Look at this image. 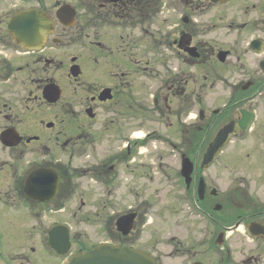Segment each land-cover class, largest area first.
Returning <instances> with one entry per match:
<instances>
[{"label": "flooded vegetation", "instance_id": "af4514ba", "mask_svg": "<svg viewBox=\"0 0 264 264\" xmlns=\"http://www.w3.org/2000/svg\"><path fill=\"white\" fill-rule=\"evenodd\" d=\"M261 2L264 12V0ZM192 3L197 6L202 2L192 0ZM62 4L69 3L54 6L53 0H0V168L14 170L13 193L23 201L27 215L37 220L49 207L52 212L65 211V201L70 195L82 196L78 200H83L86 194L82 190L88 183L93 186L95 205L99 207L96 199H100L103 206L110 207L113 202L105 200L115 197L119 179L128 180L129 163L135 161L133 150L155 131L147 130L142 137H133L141 120H145L150 126H160L163 134L167 133L161 144L174 152L178 163L172 173L175 174L173 182L177 183L174 188L180 196L176 202L183 208L177 213L188 212L186 216H192L193 221L170 235L161 248L154 243L151 249L144 250L153 254L157 264H264V37L258 34L252 38L260 40L255 77L246 83L240 79L229 81L226 78L229 65L223 63L232 51L211 44L210 39L199 38L195 17L181 18L184 30L178 28L169 37L161 34V40L152 38L155 34L151 36L154 48L147 54L158 55L154 64L159 69L150 71L153 63L149 59L141 68L159 79L149 75L143 78L147 95H143V102L139 103L133 99L129 85V63H139L129 57V0H74L73 5L70 4L75 10L73 23L65 25L54 20L52 32L44 34L39 47L27 36L21 39L18 35L15 39L7 30L8 21L15 15L35 10L53 17L51 10L55 13ZM262 21L264 16H258L253 23L259 25ZM210 22L212 27L216 25ZM255 28L256 32L264 34L260 28ZM76 40L80 42V52L67 57L65 50L73 47ZM188 48H195V56L189 54ZM165 51H173L178 58L169 59ZM220 52L227 53L223 62L218 59ZM210 58L222 65L206 71L205 63ZM240 59L237 55L236 60ZM89 64L91 77L84 73ZM73 66L79 71L76 78L69 75ZM198 66L203 72L199 77ZM223 67L228 68L223 70ZM59 70L63 71L74 93L85 94L79 104L82 109L77 114L69 101L61 100L64 88L54 81V73ZM50 84L60 89V98L51 103L42 94ZM103 93L107 98H102ZM58 104H62L68 118L65 125L78 116L77 129L65 132L66 127L58 128L56 119H41L42 106L52 109ZM110 105L114 110L110 109L111 113L103 117V123L92 134L90 121L97 119L99 109ZM129 109L131 116L140 117L135 120L138 127L134 130L130 127V132ZM137 109L146 110L147 116L136 114ZM243 112L253 114L252 123L246 128L239 126ZM259 120L262 126L254 128ZM229 123H233L232 133L211 162L205 164L206 150ZM42 129L56 133L54 139L64 159L47 158L51 148L43 143ZM86 144L90 147L83 157L89 160L82 161L87 164L82 165L84 171L78 176L81 183L77 185L71 182L74 172L69 173L68 165L80 149L83 152ZM18 151V157L29 151L32 158L17 169L18 157L14 154ZM183 155L192 164L186 178L181 172ZM37 170H52L57 174L55 195L48 202L29 198L25 193L27 176ZM131 173H135V168ZM88 174L91 175L86 178ZM79 204L83 208L84 202ZM84 205L86 207V203ZM128 210L134 213V218L127 238L129 245L137 247L134 242L143 219L132 207ZM112 219L108 217L105 225L113 238L117 233L111 229ZM54 225H66V222L56 220L48 228ZM70 243L72 247L75 245L72 252L91 246L74 241L71 235Z\"/></svg>", "mask_w": 264, "mask_h": 264}, {"label": "rangeland", "instance_id": "374dc122", "mask_svg": "<svg viewBox=\"0 0 264 264\" xmlns=\"http://www.w3.org/2000/svg\"><path fill=\"white\" fill-rule=\"evenodd\" d=\"M53 1L54 6H56L60 3L73 5L74 0ZM50 14L54 16V11L51 10ZM190 15L198 21L199 38L210 39L209 42L211 44L216 43L222 49L232 51L230 57L223 63L228 64L229 68H222L223 70H227V68L230 70L229 75L226 74V78L229 81L240 79L246 83L255 77L258 72V60L260 57L249 50L248 43L250 39L258 34L264 37L263 33L261 34L255 31V27H258L261 32H264V21H262L263 23H259V25L256 24L257 22L253 23L256 17L264 16L261 0H231L227 4L204 2L198 3L197 6L193 5L192 0H161L159 12L152 19L150 17L147 19L149 23L143 25V29L129 27V57L139 60L137 65H133L131 62L129 63V73H131V77L129 76V85L132 87V95L135 101L142 103L143 95H147V88L143 83L145 76L149 75L152 78L159 79L156 74L152 76L148 72L149 70H143L141 68L144 65V61L149 59L153 63L150 66V71H152V68L154 70L159 69L157 65L155 68L154 64L158 55L147 54L150 48H154L152 46V38H159L161 34L169 37L178 28L184 30L186 27L182 24L181 18ZM210 21L216 25L212 27ZM210 32L213 35L209 36L208 34ZM154 34L156 37L151 38ZM109 36L111 38L116 37V35ZM216 38L221 42L217 41ZM159 39L161 40V38ZM72 45L73 47L65 50L67 57L80 52L79 40H76ZM165 54L171 60L178 58L176 57L178 55L173 51H165ZM237 55L241 57L239 61L236 60ZM169 64L171 68L174 67L173 64ZM205 64H207L205 66L206 71L222 65L213 58H210ZM232 65H235V67H232ZM139 67L141 68L140 70H138ZM91 70L92 66L89 64L84 68V73L91 77L93 74ZM197 73L198 77L203 74L200 71V66H198ZM54 77V81L64 88V95L61 100L69 101L72 109L77 114L82 109L79 104L85 94L74 93L72 85L65 79L63 71H56ZM123 106L128 108L125 105ZM42 107L43 113H39V116L42 117L41 119L45 121L56 119L59 123L58 128L63 130L65 129L64 126L66 127L65 132L68 129H77L76 122L79 124V121L76 118L78 116L74 117L72 122L70 121L71 124L67 122L68 125H65V121L68 118L64 115L62 104H58L52 109L46 106ZM110 109L114 110L112 105L109 108L103 107L99 109L97 119L90 121L89 128L92 134H95L97 127L103 123V117L107 113H111ZM136 114L147 116L148 112L143 109H137ZM131 115L132 113L129 109V132L130 127L133 130L138 127L136 124L137 121L135 120L140 118L139 116L134 117ZM141 121L139 130L134 133L133 137H142L147 130L154 129L155 131L147 136L148 138L143 145L133 150L132 158L135 161L132 164L129 163L128 180L119 179L116 186L117 189L113 194L115 197L112 198L110 196L107 199L105 198L106 200L103 199V201L113 202L110 207L103 206V202L100 199H96L99 207L95 205V195L92 194L91 189L93 186L88 183L82 190V193L86 194L82 201L78 200L82 196L70 195L65 201V211L52 212L49 211V207L36 220L34 217L27 215V210L22 205L23 201H20L17 195L13 193L11 180L14 170H1L0 168V192L3 193L4 197V199L0 200V247L1 257L7 264H26V261L33 264H61L62 257L56 255L50 249L47 242V233L50 229L48 227L56 220L66 222V226L69 228L74 241L83 242L85 246H89L93 243L97 244L98 242L106 240L112 239L114 241L105 222H107L108 217H113L111 229L115 232L113 220L127 212L128 210L126 209L132 207L133 210L138 211L142 215L143 219V225L139 228V234L136 235L137 237L135 236L136 241L134 243L139 248L147 250L151 249L150 245L154 243L158 248H161L164 242L170 239V235L176 234L181 229V226L188 225L193 221L192 216H186L188 212L177 213L183 208L176 202L180 196L174 188L177 187V183L173 182L175 176L173 174L174 167L178 163L173 156L174 152L169 151V147L161 144L163 136L165 135L167 137V133L163 134L164 131L161 130L160 126H150L145 120ZM260 126L262 125L259 120L253 127ZM123 134L127 135L126 132H123ZM54 135L56 133L45 129L40 131V136L44 139L43 143L47 145L46 147L51 148L47 158L52 157L54 160L59 158L64 159L63 152L56 145L58 141L54 139ZM89 147L86 144L83 152L80 149V153L77 152L76 157L73 159L74 161L68 165L69 173L74 172V176L71 179L72 183H81L78 176L82 175V171H84L82 165L87 164L85 161L84 163L82 161L84 159L86 161L89 160V158L83 157L88 152ZM18 154L19 151L14 154L15 157H18ZM5 156L4 153L3 157ZM31 158L32 154L29 151L22 157H18L16 159L17 169L21 165L23 166V163L30 161ZM13 162L15 163V158H13ZM133 168H135L134 174L131 173ZM163 170L164 172H162ZM166 171L170 173L169 176ZM90 175L88 174L86 178ZM79 202L86 203V207L84 204L83 208L79 206ZM74 247L75 245H73L71 250H74Z\"/></svg>", "mask_w": 264, "mask_h": 264}, {"label": "water", "instance_id": "95a60500", "mask_svg": "<svg viewBox=\"0 0 264 264\" xmlns=\"http://www.w3.org/2000/svg\"><path fill=\"white\" fill-rule=\"evenodd\" d=\"M210 1L212 3H224L228 0H202ZM57 19L65 24L70 25L73 23L74 10L69 5H63L56 11ZM51 20L43 15L41 12L30 11L21 15L14 16L9 24L8 30L17 39L18 35L21 39H31L39 46L42 42L45 32L51 31ZM182 40V39H181ZM180 40V42H181ZM251 47L255 51H259V42H252ZM188 52L195 56V49H188ZM226 52H220L218 59L223 61ZM73 77L79 74L76 66L70 69ZM44 98L48 102H55L59 98L60 92L58 87L54 84L46 86L42 92ZM103 99L107 98L103 93ZM90 110H88L89 112ZM250 113L243 112V118L240 121V128H244ZM233 131V123L226 125L221 129L214 142L209 146L204 156V162L209 163L213 156L219 151L221 146L226 142L229 134ZM4 134L1 139L4 141ZM191 172V163L185 157L182 158V175L188 177ZM57 174L52 170H38L29 174L26 180V194L33 199L40 201H49L53 198L57 186ZM50 183V186H49ZM133 214H126L119 217L116 221V228L122 235H127L133 226ZM49 244L58 254H65L69 250V233L68 229L64 226H55L49 231ZM0 264H4L0 259ZM63 264H156L155 259L149 254L135 249L131 246L121 247L119 245H112L109 243H102L83 253H76L70 255Z\"/></svg>", "mask_w": 264, "mask_h": 264}, {"label": "trees", "instance_id": "16d2710c", "mask_svg": "<svg viewBox=\"0 0 264 264\" xmlns=\"http://www.w3.org/2000/svg\"><path fill=\"white\" fill-rule=\"evenodd\" d=\"M158 0H129V18L140 20L151 17L157 9Z\"/></svg>", "mask_w": 264, "mask_h": 264}]
</instances>
